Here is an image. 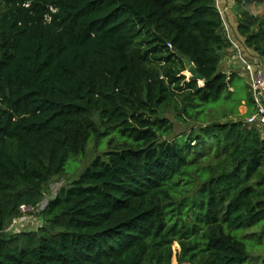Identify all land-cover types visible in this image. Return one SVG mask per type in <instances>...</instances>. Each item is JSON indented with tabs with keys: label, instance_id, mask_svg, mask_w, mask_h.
Returning <instances> with one entry per match:
<instances>
[{
	"label": "trees",
	"instance_id": "trees-1",
	"mask_svg": "<svg viewBox=\"0 0 264 264\" xmlns=\"http://www.w3.org/2000/svg\"><path fill=\"white\" fill-rule=\"evenodd\" d=\"M236 15L264 62V13ZM230 46L216 0H0V264H264V136ZM93 140L47 225L6 233Z\"/></svg>",
	"mask_w": 264,
	"mask_h": 264
},
{
	"label": "rangeland",
	"instance_id": "rangeland-1",
	"mask_svg": "<svg viewBox=\"0 0 264 264\" xmlns=\"http://www.w3.org/2000/svg\"><path fill=\"white\" fill-rule=\"evenodd\" d=\"M250 10L253 14H263L264 13V0H245V4H240L237 9H240L244 6ZM191 66V64L188 65L187 68L182 72V74L185 75L186 79H189L191 76L190 72L188 71V68ZM220 69L222 71L228 70L229 67L226 64V61L222 58L220 62ZM237 75L233 78L232 86L233 88H237L240 92L241 99L245 100V75H243L242 71L240 69H237ZM198 84H201L202 81L199 80L197 82ZM182 128L181 126H178V129ZM105 142L104 145L100 144L99 142L90 141L89 144L86 147L85 154L83 156H77L73 160L70 161V163L67 165V169L65 173L62 175H56L54 176L48 185L46 186L45 190V196L44 199L36 206H30V205H24L21 207V214L18 217H14L11 220H8L5 224V232L9 233H17V232H27V231H37V229L41 226H46L47 223L42 218L40 211L44 209L47 202L52 199L59 189L62 186L67 187L73 179H75L79 173L83 170V168L91 161V159L96 154H103L108 148L109 145ZM107 143V144H106ZM262 225H259L256 228H250L248 232H251L253 230H259L261 229ZM178 244L174 245V250L177 249ZM251 254L255 257L259 256V259L264 257V244H261L257 249L251 250ZM172 264H186L182 263L179 258H173Z\"/></svg>",
	"mask_w": 264,
	"mask_h": 264
},
{
	"label": "built area",
	"instance_id": "built-area-1",
	"mask_svg": "<svg viewBox=\"0 0 264 264\" xmlns=\"http://www.w3.org/2000/svg\"><path fill=\"white\" fill-rule=\"evenodd\" d=\"M218 2L219 0H216V6L225 27V11L218 6ZM226 34L230 39L231 46L223 57L229 67L224 72L229 73L240 69L245 75V82L251 93L253 104V111L246 117V123L249 126H256L264 136V62L259 55L247 51L242 38L237 35H229L227 32ZM168 45L171 47L170 43Z\"/></svg>",
	"mask_w": 264,
	"mask_h": 264
},
{
	"label": "crops",
	"instance_id": "crops-1",
	"mask_svg": "<svg viewBox=\"0 0 264 264\" xmlns=\"http://www.w3.org/2000/svg\"><path fill=\"white\" fill-rule=\"evenodd\" d=\"M218 6L221 9H224L225 11V27L224 30L229 34V35H237L238 37L241 38V36L238 34V31L236 29V24H237V7L238 5L236 4L235 0H219L217 3ZM249 52V50H247ZM253 108V107H252ZM239 113L241 115L247 114L248 110H251L250 107L248 106V103L245 100H242V104L238 107Z\"/></svg>",
	"mask_w": 264,
	"mask_h": 264
},
{
	"label": "water",
	"instance_id": "water-1",
	"mask_svg": "<svg viewBox=\"0 0 264 264\" xmlns=\"http://www.w3.org/2000/svg\"><path fill=\"white\" fill-rule=\"evenodd\" d=\"M188 71L191 74L190 77H195V78H198L199 80H202L201 75L199 74L197 68L193 64L188 68Z\"/></svg>",
	"mask_w": 264,
	"mask_h": 264
},
{
	"label": "clouds",
	"instance_id": "clouds-1",
	"mask_svg": "<svg viewBox=\"0 0 264 264\" xmlns=\"http://www.w3.org/2000/svg\"><path fill=\"white\" fill-rule=\"evenodd\" d=\"M235 1H236V0H235ZM191 65H192V64H191ZM198 80H199V79H198ZM201 81H202V80H201ZM202 83H203V82H202ZM202 83H201V84H202Z\"/></svg>",
	"mask_w": 264,
	"mask_h": 264
}]
</instances>
